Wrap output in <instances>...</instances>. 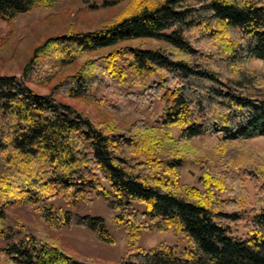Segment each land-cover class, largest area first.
I'll list each match as a JSON object with an SVG mask.
<instances>
[{"label":"trees","instance_id":"1","mask_svg":"<svg viewBox=\"0 0 264 264\" xmlns=\"http://www.w3.org/2000/svg\"><path fill=\"white\" fill-rule=\"evenodd\" d=\"M55 2L0 0V18L14 22ZM121 4L107 26L48 38L20 77L0 76V264H97L34 234L19 236L7 221L13 209L38 208L51 224L75 223L110 242L101 217L65 212L59 218L53 206L55 199L92 204L99 198L121 228L172 232L174 245L131 248L121 264H264V175L252 154L202 173L198 189L180 186L186 156L177 153L196 139L241 142L264 133V73L254 66L264 63V0L102 5ZM137 40L167 47L120 46ZM129 77L153 80L124 93ZM32 84L49 91L38 93ZM99 89H108L112 113L138 114L158 102L162 115L150 127L96 123L66 101L102 104ZM168 145L178 151L165 160Z\"/></svg>","mask_w":264,"mask_h":264},{"label":"rangeland","instance_id":"2","mask_svg":"<svg viewBox=\"0 0 264 264\" xmlns=\"http://www.w3.org/2000/svg\"><path fill=\"white\" fill-rule=\"evenodd\" d=\"M104 1L107 0H56L50 8L35 6L31 12L19 16L14 22H5L0 18V76L20 77L34 49L48 38L68 32L95 31L116 20L124 4L107 8L102 5ZM125 45L143 49L167 47L163 42L152 40H137L120 46ZM254 66L264 73V63H254ZM75 68V66L66 68L61 76L74 72ZM152 80V78H145L136 82L129 77L123 92H140L144 85ZM30 86L41 94L49 91L37 85ZM107 90L99 89L96 94V99H99L102 104H91L85 100L66 101L89 114L96 123L113 121L116 124L131 127L145 123L150 127L155 125V121L162 115V106L158 102L154 103L152 108H144L138 114L125 116L121 113H112L108 109L109 104H105L106 101L111 103V97H108L105 92ZM110 90L121 91L116 85H111ZM172 132L174 137H179L176 129ZM167 149L168 154L165 160L178 151L175 146L170 145ZM177 153L186 156V161L180 170V186L183 188L203 189L200 182L202 173L219 172L223 169V165L228 164L229 159L242 158V153L252 154L256 172L264 175V133L241 142L215 141L210 137L196 139L191 142V146ZM103 185L109 188L106 183ZM248 188L254 198L255 189L252 182H248ZM223 198L226 196L223 195ZM53 206L59 218L63 217L65 212H71L73 216L101 217L108 228L111 241L101 240L95 232L77 226L75 223L69 226L62 225L58 218L51 224L43 218L38 208L11 210L7 221L10 231L13 233L20 231L19 236L25 233L34 234L54 243L66 254L81 262L97 264H121L122 258L131 248L151 249L161 244L171 246L175 243L172 232L160 234L126 230L117 226L113 221L116 214L108 209L102 198L95 200L92 204L82 202L70 204V201L66 199H55Z\"/></svg>","mask_w":264,"mask_h":264}]
</instances>
